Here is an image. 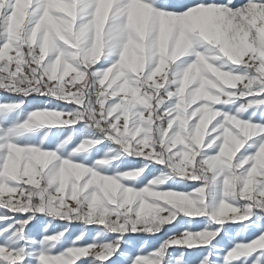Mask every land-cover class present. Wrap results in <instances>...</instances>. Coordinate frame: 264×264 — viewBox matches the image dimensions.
<instances>
[{
    "label": "snow or ice",
    "instance_id": "obj_1",
    "mask_svg": "<svg viewBox=\"0 0 264 264\" xmlns=\"http://www.w3.org/2000/svg\"><path fill=\"white\" fill-rule=\"evenodd\" d=\"M0 264H264V0H0Z\"/></svg>",
    "mask_w": 264,
    "mask_h": 264
}]
</instances>
